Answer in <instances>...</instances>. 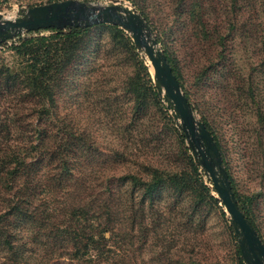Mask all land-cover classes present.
I'll use <instances>...</instances> for the list:
<instances>
[{"label":"rangeland","instance_id":"374dc122","mask_svg":"<svg viewBox=\"0 0 264 264\" xmlns=\"http://www.w3.org/2000/svg\"><path fill=\"white\" fill-rule=\"evenodd\" d=\"M52 1L60 0H0V14L13 20L20 8ZM78 1L95 7L113 3ZM118 3L136 10L149 26V36L161 38L157 47L177 59L184 86L197 106L195 117L200 120L204 112L215 121L237 187L247 194L261 191L258 221L264 232V129L257 117V108L264 113V67L255 41L236 30L235 38L227 41V59L214 65L216 48L199 43L196 23L186 12L176 11L177 0ZM4 43L0 67L20 71L23 55L7 47L10 40ZM132 44L131 33L125 29L120 33L93 26L88 47H83L54 89L49 113L39 116L46 128L40 134L47 136L43 145L55 159L44 154L40 166H24L12 179L15 191L33 198L31 215L27 214L30 219L17 220L29 236L32 258L28 264H93L61 256L63 248L59 247L63 244L70 251L72 242H78L84 221L78 212L71 218L70 212L86 200L94 224L115 226L113 234H106L112 236L111 257L94 264H237L238 242L229 227L230 217L222 202L211 198L219 199L208 173L195 161L197 170L192 167V150L167 108L164 93L156 98L149 92L143 65L148 66L155 87L153 68L144 51ZM250 80L253 93L248 88ZM129 84L141 88L145 96L144 101L140 99L144 105L137 109ZM29 118L32 121L35 115ZM18 134L12 133L8 148L1 142L2 149H7L0 150L1 157L19 148L22 139ZM58 143L70 159L65 170L56 165L60 162L53 151ZM154 169L184 176L178 186L160 187L151 207L147 199L140 203V189L133 187L130 176L149 178ZM100 184L112 186L109 200L102 201L108 191L100 189ZM2 189L0 197L8 196ZM130 202L135 203L134 210L128 208ZM101 213L103 217H97ZM141 216L144 221L139 225ZM62 235L64 242L56 239Z\"/></svg>","mask_w":264,"mask_h":264},{"label":"trees","instance_id":"16d2710c","mask_svg":"<svg viewBox=\"0 0 264 264\" xmlns=\"http://www.w3.org/2000/svg\"><path fill=\"white\" fill-rule=\"evenodd\" d=\"M126 1L135 5V0ZM175 9L182 13L186 12L189 20L196 23L195 36L199 43L204 42L209 47L216 48L214 65H220L227 59L225 53L227 41L234 39V32L238 30L242 32L241 35L244 38L255 41V48L260 55L261 65L264 67V0H177ZM144 11L142 10L141 13L145 15ZM93 26L111 28L116 32L123 33V29L117 25L100 23ZM93 26H67L63 29L51 27L26 31L10 39L11 43L7 46L10 50L23 55V58L19 61L21 62L20 68H17L20 71H16L10 66L0 67V74L3 75L0 77V150L7 152V149H2L1 142H4L8 148V141L14 132L19 133L18 136L22 142L16 151L5 153L3 157L0 156V181L5 179V182H0V187H3V191L8 192V196L0 197V264H28V260L32 258L31 250L28 247L29 236L28 234L24 235L25 230L18 227L17 220L19 217L30 219L29 206L33 198L15 191L12 179L17 177L24 166H36V164L40 166L44 160L43 155L48 156L46 150L48 146L43 145L47 136L40 135L45 132L46 128L42 125L39 116L49 113L54 102V89L61 82L64 72L76 62L83 47H88L90 30ZM42 31H50V34L44 35ZM156 40L158 43L162 42L160 37H157ZM4 44L2 43L0 46ZM163 53L188 102L195 110L197 106H193L190 93L184 86L177 59L172 57L166 49H163ZM143 68L150 83L149 92L158 98L159 94L153 86L149 68L146 65H143ZM128 87L134 99L133 108L137 109L144 105V102L140 101L141 98L143 101L145 100L141 88L135 84H129ZM248 88L253 93L251 80ZM39 102H43V104L37 108ZM203 113L200 120L205 124L219 149L238 206L264 244V232L258 221V213L261 211L258 196L261 191H252L247 194L239 190L231 174L221 136L215 129V121L209 120ZM23 114L25 115L23 116ZM32 115H35V119L30 121L29 117ZM257 117L261 129H264V113L259 108H257ZM62 146V143H58L53 153L57 155L60 162L56 165L62 166V169L65 170V167L69 166L70 159L68 156L65 157V149H62ZM48 157L53 159L54 155ZM191 164L196 171L198 166L192 159ZM182 176L184 174L154 169L151 177L145 178L135 174L130 176V181L135 189H140V203L147 199L150 206L153 207L155 205L154 195L159 191V188L168 183L178 186L183 179ZM99 187L108 191L102 201L109 200L112 196V186L100 184ZM211 198L216 202H221L214 196ZM89 205L90 201L86 200L78 208H71L70 217L74 218L78 212L84 221V227L81 226V230H79L78 242L70 240L72 242L70 251H67L63 244H60L59 247L63 248L60 252L61 256L69 255L71 259L94 264V262L107 260L111 257L109 243L112 236L108 237L106 234L111 232L113 234L115 226L113 223L105 224L103 227L94 224L95 222H92L93 214L89 215ZM128 208L134 210L135 203L130 202ZM138 209L144 210L142 206ZM97 215V217H103L102 213ZM106 215L107 218L111 217L109 213ZM130 217L131 215L127 218ZM143 217L141 216L139 225L144 221ZM123 221H127L125 217ZM229 227L233 232L231 224ZM56 239L65 241L63 235ZM236 253L237 264H245L237 244Z\"/></svg>","mask_w":264,"mask_h":264},{"label":"water","instance_id":"95a60500","mask_svg":"<svg viewBox=\"0 0 264 264\" xmlns=\"http://www.w3.org/2000/svg\"><path fill=\"white\" fill-rule=\"evenodd\" d=\"M119 0L102 7L89 6L84 1L60 0L20 8L13 20L3 18L0 14V44L14 38L24 31L67 26L90 27L105 23L117 25L131 33L137 49L144 51L153 68V79L158 94L164 93L167 108L187 139L192 150L194 161L201 164L208 173L212 190L217 194L230 217L233 231L237 237L238 247L245 264H264V244L251 222L238 206L232 191L227 171L222 163L219 149L206 128L197 120L194 110L188 102L179 82L172 73L171 67L158 42L151 41L142 34V28L149 26L136 10L122 6Z\"/></svg>","mask_w":264,"mask_h":264},{"label":"bare ground","instance_id":"6f19581e","mask_svg":"<svg viewBox=\"0 0 264 264\" xmlns=\"http://www.w3.org/2000/svg\"><path fill=\"white\" fill-rule=\"evenodd\" d=\"M142 34H143V36L147 39L148 42L151 41V37H150L149 34L147 33V30H146L145 27L142 28ZM148 62H149V67H150V60H148ZM151 66H152V65H151ZM150 70H151V69H150ZM152 71H153V69H152ZM152 73H153V72H152Z\"/></svg>","mask_w":264,"mask_h":264}]
</instances>
